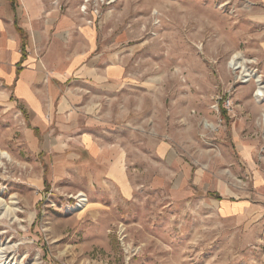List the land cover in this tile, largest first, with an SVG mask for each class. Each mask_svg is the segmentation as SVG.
<instances>
[{
	"label": "rangeland",
	"instance_id": "1",
	"mask_svg": "<svg viewBox=\"0 0 264 264\" xmlns=\"http://www.w3.org/2000/svg\"><path fill=\"white\" fill-rule=\"evenodd\" d=\"M32 1L66 25L31 31L42 115L0 75L7 260L264 264V0ZM66 44L104 80H53Z\"/></svg>",
	"mask_w": 264,
	"mask_h": 264
},
{
	"label": "crops",
	"instance_id": "2",
	"mask_svg": "<svg viewBox=\"0 0 264 264\" xmlns=\"http://www.w3.org/2000/svg\"><path fill=\"white\" fill-rule=\"evenodd\" d=\"M44 10L32 0H0V75L7 85L14 86L17 99L26 101L41 115L43 104L39 99L45 93L47 81L44 65L38 63L36 57L30 53V47L37 45L31 31H37L42 39L44 30L54 27L59 30L66 25L64 19L58 16L51 17V23H45L42 17ZM87 32L91 39L93 32ZM56 42L61 44L60 39ZM66 46L58 56L60 63L52 70V79L55 78L60 83L71 77L97 82L104 80L105 75L100 71L101 57L91 56V45L87 50L77 47L72 49L68 44ZM48 94L50 99L57 98V87L50 89Z\"/></svg>",
	"mask_w": 264,
	"mask_h": 264
},
{
	"label": "bare ground",
	"instance_id": "3",
	"mask_svg": "<svg viewBox=\"0 0 264 264\" xmlns=\"http://www.w3.org/2000/svg\"><path fill=\"white\" fill-rule=\"evenodd\" d=\"M257 81V80H256ZM260 82V80H259ZM261 83V82H260ZM259 83V89L257 90V93L256 96L257 97H260V96H263L264 95V85L261 86V84ZM255 96V97H256ZM4 156H8V153L1 150L0 149V158L1 157H4ZM1 201H0V205H1ZM12 247L8 246V247H2L1 250H0V264H13V262H9L7 259H8V252L9 250L11 249Z\"/></svg>",
	"mask_w": 264,
	"mask_h": 264
}]
</instances>
